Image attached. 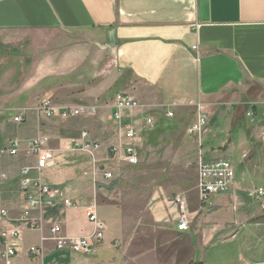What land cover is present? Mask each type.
<instances>
[{
  "label": "crops",
  "instance_id": "1",
  "mask_svg": "<svg viewBox=\"0 0 264 264\" xmlns=\"http://www.w3.org/2000/svg\"><path fill=\"white\" fill-rule=\"evenodd\" d=\"M122 93L141 108L126 111L120 125L113 114ZM263 96L264 0H0V210L8 212L0 240L2 232L20 231L10 239L19 250L16 264L264 263V197L248 196L264 188ZM46 102L58 114L39 115ZM82 107L93 111L60 116ZM199 112L217 139L204 149L203 136L190 137L199 147L194 177L184 181L177 173L176 187L106 186L110 157L139 164L125 161L127 127L139 132V154L147 117L178 137ZM16 116L25 121L14 122ZM35 139L53 152L51 168L37 170ZM14 142L15 156L8 154ZM89 142L101 149L84 150ZM227 154L238 158L224 159L236 171L235 185L204 204L200 160ZM76 156H85L88 167L78 179L70 173ZM23 168L63 198L32 207L21 191ZM178 195L188 202L187 231L177 228ZM88 212L103 224V240L89 253L58 250L52 227L64 237L89 238L95 226ZM32 247L44 254H32ZM2 252L0 243V264Z\"/></svg>",
  "mask_w": 264,
  "mask_h": 264
},
{
  "label": "built area",
  "instance_id": "2",
  "mask_svg": "<svg viewBox=\"0 0 264 264\" xmlns=\"http://www.w3.org/2000/svg\"><path fill=\"white\" fill-rule=\"evenodd\" d=\"M262 114L264 117V96L260 104ZM254 108L256 105L253 106ZM141 107L138 101L129 94H119L116 98L115 112L113 118L116 123L122 124L124 114L126 111L139 110ZM253 111L249 113L250 117H254ZM93 110L86 108H66L60 112V116L63 119L70 117H78L88 114ZM39 115H45L52 117L58 114L56 108L52 107L49 102L42 104L37 108ZM168 116L173 117L172 112L168 113ZM25 121L23 116L14 117V122L23 123ZM208 123V115L199 112L197 120L193 123L189 130L188 135L190 137L201 139L204 128ZM155 124L152 117L145 119V128L152 127ZM87 134H84L86 137ZM125 138L127 141L125 147V161L130 165H137L139 163L138 146L141 144L142 139L135 125L129 126L125 129ZM84 150H99L101 145L91 142L84 144ZM31 154L37 159V170L43 171L44 169L51 168L54 165V154L51 150L46 149V142L35 139L30 143ZM19 151V143L14 142L11 149L8 151L10 155H17ZM7 152H4L5 154ZM31 168H23L21 171V191L26 200L31 204L32 207H43L53 206L60 198H63L61 190L53 188L49 185L44 184L40 179L32 177ZM112 175L108 174V178ZM236 171L233 164L229 160H217V161H206L200 160L199 163V183L198 189L200 191L201 200L204 204H210L212 199L218 195H223L229 192L235 185ZM248 196L251 198H262L264 197V188H255L248 192ZM179 209L177 228L179 231H187L190 229L191 215L188 208V202L184 195H178L174 199ZM65 206H74L71 200H64ZM28 216L27 214L25 215ZM87 218L93 222L95 230L89 238H77V237H64L61 235V228L54 226L51 229L52 238L56 243L58 250L69 249L74 253H89L93 250L97 243L103 240V224L98 220L95 212H88ZM8 219V212L6 210H0V231L3 223ZM20 237V231L12 230L9 232L1 233L0 243L3 247L1 256L2 264H16V257L18 255V246L13 244L10 239H18ZM30 252L36 256H42L43 250L37 247H32Z\"/></svg>",
  "mask_w": 264,
  "mask_h": 264
},
{
  "label": "rangeland",
  "instance_id": "3",
  "mask_svg": "<svg viewBox=\"0 0 264 264\" xmlns=\"http://www.w3.org/2000/svg\"><path fill=\"white\" fill-rule=\"evenodd\" d=\"M62 37V36H60ZM14 52V60H17V55L14 48L11 50ZM21 59V58H20ZM96 82V80H91ZM153 117V116H152ZM155 118V117H153ZM171 118V117H170ZM155 124L152 127L146 128L141 134L143 135V146L139 152V164L135 167L129 166L124 162H120L118 159L109 158L108 163L106 162L105 170L113 174V178L109 179L106 186L108 187H122V186H131V187H156L160 184H170L173 186L179 185V178L177 173H184V181L189 180L194 177L198 171V153L199 147L198 144L188 136V123L185 121L184 126L180 127L181 133L177 137L171 136L172 132H166L168 127L161 120L156 118ZM195 123V122H194ZM177 126H174L172 130L176 129ZM207 129V132L203 131V143L204 149L213 148L216 145V139L214 138L216 131L214 127L211 128L210 124L206 125L204 130ZM175 131V130H174ZM176 133V132H174ZM222 137L223 135L220 134ZM172 140L174 144L171 145ZM219 140V139H218ZM179 141V143L177 142ZM220 141V140H219ZM218 145V144H217ZM80 154V153H78ZM186 155L185 158L184 156ZM219 158L229 159L233 164L238 163L237 157H232L231 155H222ZM76 163L70 165L71 175L77 176V179L80 178L81 172L87 170L86 167V158L85 156L74 157ZM190 160V163L186 166L185 160ZM89 170V169H88ZM92 170V169H91ZM2 169L0 173H3ZM187 176V177H186Z\"/></svg>",
  "mask_w": 264,
  "mask_h": 264
},
{
  "label": "water",
  "instance_id": "4",
  "mask_svg": "<svg viewBox=\"0 0 264 264\" xmlns=\"http://www.w3.org/2000/svg\"><path fill=\"white\" fill-rule=\"evenodd\" d=\"M261 264H264V263H261Z\"/></svg>",
  "mask_w": 264,
  "mask_h": 264
}]
</instances>
